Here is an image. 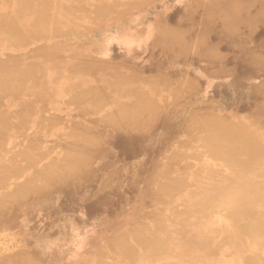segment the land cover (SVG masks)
I'll list each match as a JSON object with an SVG mask.
<instances>
[{
	"label": "bare ground",
	"instance_id": "6f19581e",
	"mask_svg": "<svg viewBox=\"0 0 264 264\" xmlns=\"http://www.w3.org/2000/svg\"><path fill=\"white\" fill-rule=\"evenodd\" d=\"M0 264H264V0H0Z\"/></svg>",
	"mask_w": 264,
	"mask_h": 264
}]
</instances>
